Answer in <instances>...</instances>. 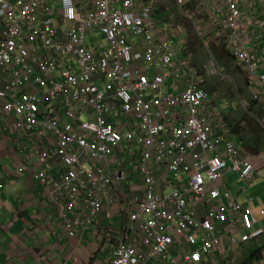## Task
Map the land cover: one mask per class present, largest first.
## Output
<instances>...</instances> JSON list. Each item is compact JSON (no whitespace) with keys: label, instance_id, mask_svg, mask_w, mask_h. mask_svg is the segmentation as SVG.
Instances as JSON below:
<instances>
[{"label":"built area","instance_id":"obj_1","mask_svg":"<svg viewBox=\"0 0 264 264\" xmlns=\"http://www.w3.org/2000/svg\"><path fill=\"white\" fill-rule=\"evenodd\" d=\"M197 8L221 26L264 113V47L251 45L264 20L240 0ZM157 12L158 0H0V116L26 140L18 171L49 182L69 238L103 212L124 217L108 264H226V240L264 235L247 188L264 183V160L235 140Z\"/></svg>","mask_w":264,"mask_h":264},{"label":"crops","instance_id":"obj_2","mask_svg":"<svg viewBox=\"0 0 264 264\" xmlns=\"http://www.w3.org/2000/svg\"><path fill=\"white\" fill-rule=\"evenodd\" d=\"M240 7L246 15L254 12L257 22L264 20V0H240ZM251 45L264 47V32ZM181 46L185 48L184 43ZM25 141L14 135L0 116V264H108L124 217L109 218L103 212L86 233L69 238L57 209L48 203L49 182L41 184L30 173L18 171L28 155L20 152ZM263 190L264 183L257 184L254 193L262 195ZM235 194L238 199L246 197L240 188ZM261 206L259 202L256 207ZM108 229L114 231L111 237L105 234ZM237 247L226 240L224 252L232 253Z\"/></svg>","mask_w":264,"mask_h":264},{"label":"rangeland","instance_id":"obj_3","mask_svg":"<svg viewBox=\"0 0 264 264\" xmlns=\"http://www.w3.org/2000/svg\"><path fill=\"white\" fill-rule=\"evenodd\" d=\"M156 18L165 25L169 36L176 44L184 43L186 53L190 56L192 67L198 74L203 87L212 90L211 96L219 108L225 113L232 124H235L241 116L242 111H246L247 105L250 104L249 97L252 95L248 90L245 82V74L241 68H238L233 58L228 57L226 69L220 63L215 62L217 51L225 49V55L229 52L226 47V34L221 31V26L215 24L208 12L204 9L197 8V0H187L179 6L177 0H158V12ZM195 32L198 38L192 36ZM226 52H228L226 54ZM229 55V54H228ZM238 88H241L243 94L239 95ZM264 153V152H262ZM260 161L264 160V154ZM259 156V155H258ZM260 165L259 161H256ZM226 184L237 193V190L243 185L239 175L234 172H228L226 175ZM263 184L253 182L247 186L255 210L258 203H264V193L260 195L254 193L255 186ZM264 192V190H263ZM247 196L239 198L246 199ZM262 201V202H261ZM258 214V212H257ZM264 227V223L261 224ZM258 246V247H257ZM261 248L257 252L255 259L250 264H256L264 260V235L256 243H248L244 246L237 247L232 253L227 251L226 264H242L248 250ZM254 248V249H253Z\"/></svg>","mask_w":264,"mask_h":264},{"label":"trees","instance_id":"obj_4","mask_svg":"<svg viewBox=\"0 0 264 264\" xmlns=\"http://www.w3.org/2000/svg\"><path fill=\"white\" fill-rule=\"evenodd\" d=\"M191 34L192 36L198 38L195 32L192 31ZM227 53L228 52H226V54ZM228 54L225 55V49L223 48L222 50L217 51V57L215 58L217 63L218 64L220 63L226 69H228L227 56L233 58L230 54L229 55ZM245 84L247 86L246 82ZM206 90L211 95L212 90L209 91L207 88ZM238 92L239 95L242 96L243 92L241 88H238ZM248 99L250 104L247 105L246 111L241 112V116L235 124H232L229 121L228 117L226 118L231 125V131L233 133V136L242 145V147L251 154L258 155L264 152V118H263L264 113L261 105L258 102L254 101L253 99L251 100L250 97ZM262 205L264 206V203ZM260 250H261L260 247L254 250H248V254L245 256V259L243 260L242 264H250L255 259H258L255 257L257 252H259Z\"/></svg>","mask_w":264,"mask_h":264}]
</instances>
